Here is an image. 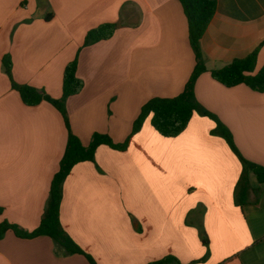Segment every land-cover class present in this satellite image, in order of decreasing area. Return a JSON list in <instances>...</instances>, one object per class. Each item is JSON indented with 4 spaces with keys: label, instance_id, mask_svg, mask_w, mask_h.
Returning a JSON list of instances; mask_svg holds the SVG:
<instances>
[{
    "label": "crops",
    "instance_id": "0c3cea01",
    "mask_svg": "<svg viewBox=\"0 0 264 264\" xmlns=\"http://www.w3.org/2000/svg\"><path fill=\"white\" fill-rule=\"evenodd\" d=\"M201 39L207 72L196 82L198 102L232 132L240 153L264 166V92L225 87L210 74L257 50L264 66V0H216ZM114 23V35L84 46L91 29ZM9 55L16 83L52 98L77 58L82 91L68 98L72 132L88 146L95 133L121 144L151 98L179 95L194 67L188 22L179 0H0V222L33 231L43 217L68 130L49 102L25 105L2 60ZM215 124L195 113L175 138L161 136L148 117L124 151L106 145L94 162L77 164L63 184L60 220L97 264H264V193L240 207L234 193L242 172ZM264 190V189H263ZM201 230L209 243V256ZM0 264H90L63 255L48 236L7 232ZM175 264V263H171Z\"/></svg>",
    "mask_w": 264,
    "mask_h": 264
},
{
    "label": "trees",
    "instance_id": "16d2710c",
    "mask_svg": "<svg viewBox=\"0 0 264 264\" xmlns=\"http://www.w3.org/2000/svg\"><path fill=\"white\" fill-rule=\"evenodd\" d=\"M188 22L189 42L195 53V67L183 89V91L171 98L155 97L148 100L142 107L139 116L133 123L130 137L121 144L115 143L109 135L95 133L88 146L72 132L66 103L69 97L79 94L84 82L77 76L78 61L75 58L68 63L63 74V93L60 98H52L46 93L29 85H22L15 82L12 77V62L9 55L2 60L3 68L11 79L12 88L16 90L22 102L27 106H36L43 101L49 102L62 115L65 126L68 130V141L60 161L59 170L54 175L49 198L40 224L33 231H25L18 225L9 223L6 220L0 222V239L7 232H13L17 237L33 239L40 236L50 237L58 251L63 255H83L90 264H97L95 260L86 253L64 230L60 220V207L63 198V184L71 173L72 169L82 162H94L96 151L100 146L106 145L118 151L127 149L132 136L137 134L144 121L150 117L152 127L165 138L179 136L190 123L193 115L198 113L208 117L215 124L212 134L220 136L229 145L232 152L238 157L242 165V172L237 182L234 198L237 206H244L248 202L252 187L250 184V173L254 174L260 185H264V166L247 160L237 148L231 130L223 124L213 113L206 110L197 100L195 86L199 77L208 71L205 66L201 39L212 21L216 10V0H179ZM114 23L102 24L88 31L84 46L110 39L117 29ZM257 50L253 51L244 59H237L228 66L212 70L210 74L214 80L225 87L231 88L239 85H246L251 89L264 92V66L255 73ZM261 189V188H259ZM257 191V190H256ZM2 210L0 209V214ZM202 244L206 248L203 259L196 262H204L209 256L210 243L205 231L201 230ZM178 263L175 257L168 256L149 264H171Z\"/></svg>",
    "mask_w": 264,
    "mask_h": 264
},
{
    "label": "rangeland",
    "instance_id": "374dc122",
    "mask_svg": "<svg viewBox=\"0 0 264 264\" xmlns=\"http://www.w3.org/2000/svg\"><path fill=\"white\" fill-rule=\"evenodd\" d=\"M261 189H257V191H256V203H258L259 204V202L261 201V198H262V196H263V193H264V188L263 187H260ZM246 204H248V202L246 203ZM245 204V205H246Z\"/></svg>",
    "mask_w": 264,
    "mask_h": 264
}]
</instances>
